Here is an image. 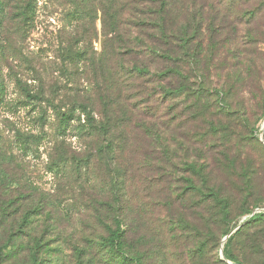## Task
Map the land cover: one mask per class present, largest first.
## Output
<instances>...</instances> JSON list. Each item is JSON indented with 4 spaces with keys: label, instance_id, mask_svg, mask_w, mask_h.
I'll use <instances>...</instances> for the list:
<instances>
[{
    "label": "rangeland",
    "instance_id": "374dc122",
    "mask_svg": "<svg viewBox=\"0 0 264 264\" xmlns=\"http://www.w3.org/2000/svg\"><path fill=\"white\" fill-rule=\"evenodd\" d=\"M219 6L234 23L166 97L141 3L0 0V264H106L114 218L145 264H233L225 236L264 213V8Z\"/></svg>",
    "mask_w": 264,
    "mask_h": 264
},
{
    "label": "trees",
    "instance_id": "16d2710c",
    "mask_svg": "<svg viewBox=\"0 0 264 264\" xmlns=\"http://www.w3.org/2000/svg\"><path fill=\"white\" fill-rule=\"evenodd\" d=\"M130 2H138L142 5L139 12L141 15L136 13L138 17L135 25L140 28L143 35L141 39L144 42L143 50L153 51L145 55L147 61L145 66L138 69V73L148 74L149 68L146 64L154 65L155 70L151 77L163 85L159 89L166 97L171 96L174 90L178 89L173 86V80L177 76L185 78L183 56L188 55V50H203L205 46L203 31L207 29V35L212 44L217 41L215 37L218 33L234 23L233 21L225 23L226 14L222 12V7L219 5H223L225 10L237 13L238 20L241 19L242 14L247 15L248 20L253 19L264 8V0H259L257 3L253 0H226L225 3L223 0H218L216 4L208 3L207 0H130ZM148 5L151 7L149 8ZM243 5L248 7L244 9ZM239 8L241 12H237L236 9L239 10ZM205 16L206 19L209 18L208 21ZM192 22L195 23L194 27H191ZM203 24H205L204 28H202ZM192 44H195L193 49H191ZM78 107L84 110L85 122L81 123L78 118H75L74 112H71L62 118L61 133H65L77 119V126L81 129L85 123L91 121L92 116L86 111V107L82 105ZM217 201L220 219L226 221L228 226L227 220L231 214L228 202L226 203L224 199H217ZM114 223L115 229L109 228L107 235L98 240V244L106 254L104 257L106 264L107 261H115L117 264H145L142 254L128 253L131 248L126 230L115 218ZM231 228L228 226L224 234H227ZM223 253L224 257L233 264H264V213H254L229 235L224 243Z\"/></svg>",
    "mask_w": 264,
    "mask_h": 264
},
{
    "label": "water",
    "instance_id": "95a60500",
    "mask_svg": "<svg viewBox=\"0 0 264 264\" xmlns=\"http://www.w3.org/2000/svg\"><path fill=\"white\" fill-rule=\"evenodd\" d=\"M237 228H235L233 231H235ZM232 231V232H233ZM231 233V232H230ZM230 233L229 234H227L226 236H225V239L230 235Z\"/></svg>",
    "mask_w": 264,
    "mask_h": 264
}]
</instances>
